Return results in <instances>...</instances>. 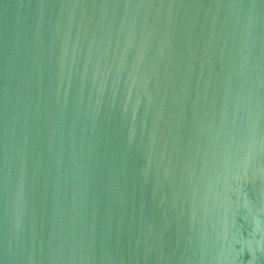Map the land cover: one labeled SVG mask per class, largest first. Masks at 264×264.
<instances>
[{"label":"water","instance_id":"95a60500","mask_svg":"<svg viewBox=\"0 0 264 264\" xmlns=\"http://www.w3.org/2000/svg\"><path fill=\"white\" fill-rule=\"evenodd\" d=\"M0 264H264V0H0Z\"/></svg>","mask_w":264,"mask_h":264}]
</instances>
